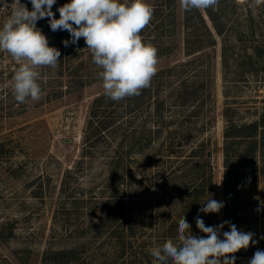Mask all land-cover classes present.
I'll list each match as a JSON object with an SVG mask.
<instances>
[{"label": "rangeland", "instance_id": "rangeland-1", "mask_svg": "<svg viewBox=\"0 0 264 264\" xmlns=\"http://www.w3.org/2000/svg\"><path fill=\"white\" fill-rule=\"evenodd\" d=\"M68 2L56 0V18ZM13 3L0 6V27ZM21 3L32 9L30 0ZM148 3L153 19L141 36L157 49L158 64L150 86L138 96L119 102L105 97L95 107L96 98L105 96L101 69L83 38L65 47L70 34L53 32L47 18L37 28L61 56L55 69H38V102L14 99L10 82L18 65L0 52V264H55L59 250L76 247L87 264H123L122 245L109 240L111 227L102 222L111 198L127 188L134 208L153 206L155 221L171 220L169 200L179 204L194 185L197 166L190 160L200 154L212 164L214 199L224 203L215 213L216 226L225 221L226 110L239 125L232 134H249L240 125L260 120L263 112L264 0H219L210 8L215 20L201 10L216 38L213 45L197 10L190 11L187 25L180 0ZM252 62L257 73L250 71ZM182 81L195 91V105L193 99L174 97ZM102 116L112 121L108 128L91 131V118ZM232 138L228 184L237 194V228L254 233L257 241L235 264H248L250 253L264 248V138L257 135L256 159L245 165L252 145L244 137ZM225 231L226 225L221 239Z\"/></svg>", "mask_w": 264, "mask_h": 264}, {"label": "clouds", "instance_id": "clouds-1", "mask_svg": "<svg viewBox=\"0 0 264 264\" xmlns=\"http://www.w3.org/2000/svg\"><path fill=\"white\" fill-rule=\"evenodd\" d=\"M260 2L252 0L253 4ZM30 3L31 10L21 0H14L10 15L0 27V52L8 53L18 65L10 82L17 102H38L42 96L38 69H55L59 64L60 51L50 47L46 35L37 28V22L45 18L53 32L63 30L70 34V40L63 41L65 47L84 39L92 63L101 69L98 77L108 99L119 102L140 95L150 86L158 57L157 49L141 36L154 14L148 0H70L57 9L59 18L52 11L56 0ZM218 3L219 0H180L185 11L206 10ZM6 4L7 0H0V6ZM223 207V202L208 199L199 211L219 213ZM225 225L230 230L223 232L221 239ZM190 227L185 218L180 219L177 242L168 239L150 250L153 264H235V253L257 243L254 233L240 231L227 220L206 226L197 216L196 227L206 234L204 237L194 236ZM248 264H264V250L257 249Z\"/></svg>", "mask_w": 264, "mask_h": 264}, {"label": "trees", "instance_id": "trees-1", "mask_svg": "<svg viewBox=\"0 0 264 264\" xmlns=\"http://www.w3.org/2000/svg\"><path fill=\"white\" fill-rule=\"evenodd\" d=\"M208 15L213 18L212 9H206ZM198 16L200 18V24L205 27L209 36L212 39L210 45L215 44L216 38L212 32V29L206 23L202 11L197 10ZM190 11H186V24L188 25L190 21ZM214 28L218 33L223 32V27L218 24H213ZM188 42V47H189ZM263 44V43H262ZM264 47V44H263ZM257 49V46H256ZM264 51V50H263ZM258 55L262 56V51L258 50ZM252 58V57H251ZM255 67L256 64L252 62ZM252 67L250 71L258 72L260 68L257 69ZM262 70L264 71V64L262 66ZM189 86L186 81H182L175 89V98H181L182 96L187 99L194 98L195 91L188 90ZM197 89V88H196ZM105 98V96L101 95L96 98V105H101V100ZM94 117H98V112L93 114ZM226 116L228 120V125L225 130V139L226 144L224 146V154H225V168H226V179H227V189L225 195V221H231V223L238 225L240 221V209L236 204V195L230 193V187L228 184V179L230 176V138H234L237 136L244 137L248 139L250 145H252L249 151V156L247 152L243 154L245 159L242 161L241 165H245L247 163H251L255 161L258 151V138L257 135H260L261 138H264V106L262 117L260 120H254L249 123H243L240 125L241 128H248L251 132L249 134H232V128H238L233 120H230V114L228 110H226ZM103 118H94L92 117L91 122V131H95L101 133L103 129L108 128V125L112 122L107 120L106 116H102ZM232 138V139H233ZM203 146L199 147V153L203 151ZM264 151V150H263ZM202 158V154H200ZM207 156V155H206ZM201 158H197L198 160H194L195 158L192 156L190 162V166H197V170L195 172L193 186H190L180 203L175 205L172 200H169L170 205L172 206V215L166 216L171 220H160L155 221L157 209H153L151 206L137 207L133 206V195L127 193V188H123V193H121L116 198H111L109 201V205L105 208V213H103L104 219L102 220L103 224L111 227V232L108 237L110 241H118L121 243L120 253L118 256L121 257L123 264H153V257L150 254V250L154 247L163 245L168 239H172L174 242L178 236V223L179 220L185 218L186 221L190 224V232L197 237H204L206 234L200 232V230L196 227V217L199 216L204 220L206 226H216L215 213H203L200 210L202 206L207 202L208 199H214V175L212 170V164L209 159L206 157L205 160H201ZM171 182V181H170ZM120 184H122L120 182ZM233 196V197H232ZM233 198V200L231 199ZM177 199V198H176ZM159 207V206H158ZM174 211V212H173ZM161 216V215H159ZM165 219V218H164ZM230 228L226 225V231H229ZM107 240V241H109ZM105 241V242H107ZM102 245V243H101ZM104 246V245H103ZM264 250V248H262ZM247 249H241L239 252L235 253V257L237 261V257L241 255H247ZM256 251V250H255ZM255 251L251 252V255H254ZM66 254V256H64ZM59 256H56L55 264H87L86 258L81 256L79 253V249H61L58 251ZM90 264V263H88Z\"/></svg>", "mask_w": 264, "mask_h": 264}, {"label": "water", "instance_id": "water-1", "mask_svg": "<svg viewBox=\"0 0 264 264\" xmlns=\"http://www.w3.org/2000/svg\"><path fill=\"white\" fill-rule=\"evenodd\" d=\"M208 155H211V153L209 152Z\"/></svg>", "mask_w": 264, "mask_h": 264}]
</instances>
